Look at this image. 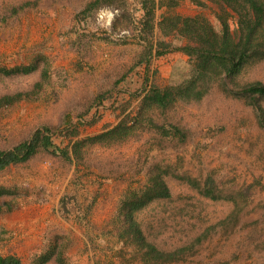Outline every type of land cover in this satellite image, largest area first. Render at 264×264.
Wrapping results in <instances>:
<instances>
[{
	"label": "rangeland",
	"instance_id": "374dc122",
	"mask_svg": "<svg viewBox=\"0 0 264 264\" xmlns=\"http://www.w3.org/2000/svg\"><path fill=\"white\" fill-rule=\"evenodd\" d=\"M91 1L0 0V151L42 126L57 147L41 144L29 160L0 171V254H13L5 241L6 212L38 188L30 180L45 163L70 172L75 185L122 184L114 218L85 222L113 245L120 237L118 264H144L121 236L123 206L130 202L139 204L134 215L161 249L205 234L192 253L165 264H264V129L253 107L226 91L218 73L201 99L178 98L166 109L142 103L150 84L176 89L193 71L182 51H153L147 71L141 63L147 45L186 44L174 31L177 17L199 15L221 30V15L236 27L233 13L219 0H205L207 6L154 0L148 17L142 0H102L77 17ZM238 80L264 82V59L247 65ZM153 123L178 125L185 137L162 135ZM119 124L122 130L105 141L89 140ZM156 171L170 197L148 191Z\"/></svg>",
	"mask_w": 264,
	"mask_h": 264
},
{
	"label": "trees",
	"instance_id": "16d2710c",
	"mask_svg": "<svg viewBox=\"0 0 264 264\" xmlns=\"http://www.w3.org/2000/svg\"><path fill=\"white\" fill-rule=\"evenodd\" d=\"M125 1V0H124ZM195 1V0H194ZM102 0L89 2L76 16L89 15L95 9L103 6ZM198 5L207 6L205 0H196ZM151 3V4H150ZM224 10L233 13L236 27L231 28L228 20L219 16L221 30H217L209 20L199 15L177 17L176 29H172L187 38L188 42L182 45L172 46L166 41H158L147 45L146 55L141 63L145 62L147 71L150 66V58L153 54L161 56L170 51H182L190 56L193 71L189 78L176 89L161 88L156 84H150L145 89L142 103L147 107L166 109L178 98L201 99L207 92L208 81L218 73L222 87L232 95L242 98L251 105L255 111L256 119L264 129V82L261 80L240 82L238 77L247 65L264 59V0H219ZM142 8L145 15L151 17L154 12V0H142ZM163 30V26H159ZM165 29V28H164ZM164 31V30H163ZM148 76V75H147ZM147 78V77H146ZM155 129L162 134H173L185 137L183 129L175 124H155ZM123 124L112 127L96 136L89 138L90 141L103 142L105 138L122 130ZM50 128L42 126L37 128L32 136L10 149L0 151V171L10 164L28 160L38 150L39 146L50 147L54 144L48 134ZM57 148L56 146H53ZM63 157L70 159L67 148L60 149ZM211 178L206 183H211ZM148 191H155L157 195L171 196L170 189L160 171L152 174L147 185ZM210 189V188H208ZM146 191V194L149 192ZM137 202L125 203L124 230L122 237L129 239L138 249L144 264H165L180 260L192 253L196 244L201 243L205 234L199 235L186 245L172 250L159 248L150 241L142 230L134 213L139 206ZM233 214H237L236 211ZM211 229V227H209ZM0 264H25L16 254H0Z\"/></svg>",
	"mask_w": 264,
	"mask_h": 264
},
{
	"label": "crops",
	"instance_id": "0c3cea01",
	"mask_svg": "<svg viewBox=\"0 0 264 264\" xmlns=\"http://www.w3.org/2000/svg\"><path fill=\"white\" fill-rule=\"evenodd\" d=\"M37 166L30 181L38 188L6 212L9 253L25 264H118L113 254L124 248L120 237L114 235L113 245L85 222L114 218L122 184L75 185L70 172L45 163Z\"/></svg>",
	"mask_w": 264,
	"mask_h": 264
},
{
	"label": "built area",
	"instance_id": "2783aa9c",
	"mask_svg": "<svg viewBox=\"0 0 264 264\" xmlns=\"http://www.w3.org/2000/svg\"><path fill=\"white\" fill-rule=\"evenodd\" d=\"M106 14H107V11L103 12L101 15H102V16H106ZM110 16H111V15H110Z\"/></svg>",
	"mask_w": 264,
	"mask_h": 264
}]
</instances>
